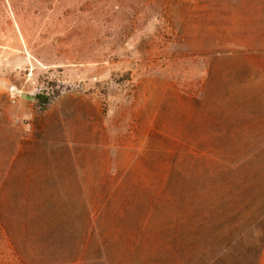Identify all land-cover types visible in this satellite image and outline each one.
Wrapping results in <instances>:
<instances>
[{"label": "rangeland", "instance_id": "rangeland-1", "mask_svg": "<svg viewBox=\"0 0 264 264\" xmlns=\"http://www.w3.org/2000/svg\"><path fill=\"white\" fill-rule=\"evenodd\" d=\"M0 264H264V0H0Z\"/></svg>", "mask_w": 264, "mask_h": 264}]
</instances>
